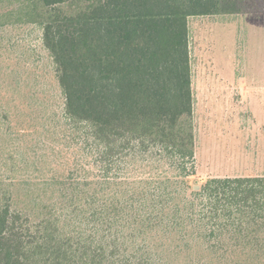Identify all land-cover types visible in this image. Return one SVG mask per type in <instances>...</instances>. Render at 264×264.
<instances>
[{
  "label": "trees",
  "instance_id": "obj_1",
  "mask_svg": "<svg viewBox=\"0 0 264 264\" xmlns=\"http://www.w3.org/2000/svg\"><path fill=\"white\" fill-rule=\"evenodd\" d=\"M23 4L42 26L64 98L62 143L42 194L31 187L25 206L0 198V264H220L239 247L264 255V177L210 178L194 189L188 24L264 3Z\"/></svg>",
  "mask_w": 264,
  "mask_h": 264
},
{
  "label": "rangeland",
  "instance_id": "obj_2",
  "mask_svg": "<svg viewBox=\"0 0 264 264\" xmlns=\"http://www.w3.org/2000/svg\"><path fill=\"white\" fill-rule=\"evenodd\" d=\"M23 1L0 0V198L10 193L20 206L31 187L42 194L51 161L58 164L64 101L42 26L28 20ZM188 24L195 185L264 177V11L192 16ZM245 252H222L218 262L264 264L263 254Z\"/></svg>",
  "mask_w": 264,
  "mask_h": 264
},
{
  "label": "water",
  "instance_id": "obj_3",
  "mask_svg": "<svg viewBox=\"0 0 264 264\" xmlns=\"http://www.w3.org/2000/svg\"><path fill=\"white\" fill-rule=\"evenodd\" d=\"M199 188H200L199 185H195V186H194V189H197V190H198Z\"/></svg>",
  "mask_w": 264,
  "mask_h": 264
},
{
  "label": "crops",
  "instance_id": "obj_4",
  "mask_svg": "<svg viewBox=\"0 0 264 264\" xmlns=\"http://www.w3.org/2000/svg\"><path fill=\"white\" fill-rule=\"evenodd\" d=\"M234 15H235V14H233V15H229V16H226V17H230V16H234ZM226 17H220V18H223V19H224V18H226Z\"/></svg>",
  "mask_w": 264,
  "mask_h": 264
}]
</instances>
